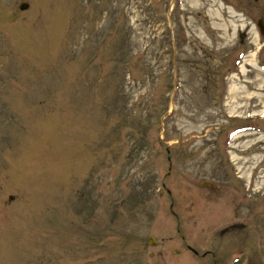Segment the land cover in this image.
<instances>
[{
  "label": "rangeland",
  "instance_id": "obj_1",
  "mask_svg": "<svg viewBox=\"0 0 264 264\" xmlns=\"http://www.w3.org/2000/svg\"><path fill=\"white\" fill-rule=\"evenodd\" d=\"M257 18L0 0V264H264Z\"/></svg>",
  "mask_w": 264,
  "mask_h": 264
},
{
  "label": "water",
  "instance_id": "obj_2",
  "mask_svg": "<svg viewBox=\"0 0 264 264\" xmlns=\"http://www.w3.org/2000/svg\"><path fill=\"white\" fill-rule=\"evenodd\" d=\"M27 4H28V3H27L26 1H21V2L19 3L18 7H19L20 9H23V8H25V7L27 6ZM255 25H256L257 30H258L259 33H262V32L264 31V29H263V23H262V21H261L260 18H257V19H256V21H255Z\"/></svg>",
  "mask_w": 264,
  "mask_h": 264
},
{
  "label": "flooded vegetation",
  "instance_id": "obj_3",
  "mask_svg": "<svg viewBox=\"0 0 264 264\" xmlns=\"http://www.w3.org/2000/svg\"><path fill=\"white\" fill-rule=\"evenodd\" d=\"M263 29H264V24H263ZM261 35H264V31L262 32V33H260ZM263 46H264V43L263 44H261V47L260 48H263ZM263 67H264V65H263Z\"/></svg>",
  "mask_w": 264,
  "mask_h": 264
}]
</instances>
